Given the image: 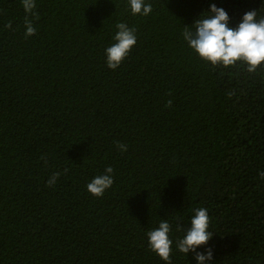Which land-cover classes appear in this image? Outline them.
I'll list each match as a JSON object with an SVG mask.
<instances>
[{
	"label": "trees",
	"instance_id": "16d2710c",
	"mask_svg": "<svg viewBox=\"0 0 264 264\" xmlns=\"http://www.w3.org/2000/svg\"><path fill=\"white\" fill-rule=\"evenodd\" d=\"M149 2L142 17L126 0H0V264H164L146 233L167 219L179 238L198 207L213 264H264V63L213 66L182 37L211 3L232 26L264 4ZM118 22L138 39L112 70ZM107 166L98 198L86 185Z\"/></svg>",
	"mask_w": 264,
	"mask_h": 264
},
{
	"label": "clouds",
	"instance_id": "9594fccd",
	"mask_svg": "<svg viewBox=\"0 0 264 264\" xmlns=\"http://www.w3.org/2000/svg\"><path fill=\"white\" fill-rule=\"evenodd\" d=\"M22 3L26 13H32L36 6L35 0H22ZM126 3L132 16L147 17L153 12V5L149 0H126ZM260 4H264V0H260ZM257 15L256 10L247 11L240 21L232 26L228 12L223 7L211 3L208 10L192 23L194 30L185 26L182 37L187 46L206 63L230 67L240 62L247 66V71L254 72L264 63V18L257 19ZM25 29L26 36H32L36 32L32 22L27 19ZM137 39L134 27L125 22L116 23L112 43L104 49L107 67L112 70L119 68L136 45ZM118 147L121 151L127 150L123 144ZM259 175L264 178V171ZM58 176L59 173L53 174L48 184L54 185ZM113 183L114 169L107 166L103 172L91 178L86 188L91 195L99 198ZM192 213L186 229L183 225L177 226L176 230L183 233L179 238L173 236L172 225L167 219H161L158 227L146 233L149 250L164 264H172L174 250L183 254L188 264L190 253L193 254L195 264H213V249L206 247L213 238L208 209L198 207L192 209Z\"/></svg>",
	"mask_w": 264,
	"mask_h": 264
}]
</instances>
